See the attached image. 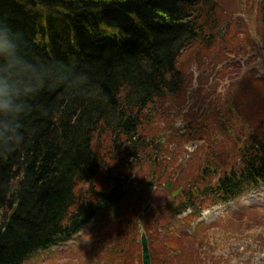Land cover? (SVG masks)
I'll return each instance as SVG.
<instances>
[{
    "label": "trees",
    "instance_id": "obj_1",
    "mask_svg": "<svg viewBox=\"0 0 264 264\" xmlns=\"http://www.w3.org/2000/svg\"><path fill=\"white\" fill-rule=\"evenodd\" d=\"M223 15L228 21L220 0H0V23L20 34L22 54L44 65L49 77L23 120L24 143L0 153V264H23L91 221L105 248L101 264H141L137 218L146 205L143 227H158L146 233L151 264L195 263L194 246L209 226L196 225L181 243L175 235L197 217L179 225L177 216L189 208L198 215L204 197L224 204L264 184V121L256 108L264 113V87L228 96L191 128L168 136L158 165L162 128H169L162 120L170 116L165 109L151 114L157 101L181 91L182 53L199 39L216 49ZM259 22L264 26L263 16ZM255 36L264 48V34ZM221 136L230 139L224 157L181 163L189 137L216 149L225 147ZM142 163L150 165L144 177L158 190L156 199L137 186ZM133 174L132 190L124 191ZM165 178L174 188L183 181L197 185L182 186L188 194L167 197L159 211L161 196L168 195L160 183ZM160 218L159 225L151 223Z\"/></svg>",
    "mask_w": 264,
    "mask_h": 264
},
{
    "label": "rangeland",
    "instance_id": "obj_2",
    "mask_svg": "<svg viewBox=\"0 0 264 264\" xmlns=\"http://www.w3.org/2000/svg\"><path fill=\"white\" fill-rule=\"evenodd\" d=\"M220 2L222 11L228 12V21L224 15L219 20L221 30L216 49H212L211 43L213 42L202 39L194 41L192 50L182 53L183 60L179 61L180 67L184 71L181 91L175 97L157 101V104L152 107L154 109L159 105L158 112L155 110V113L151 114L152 119L156 118L157 114L160 115L163 109L170 116L169 120H162L169 124V128L165 132L161 127L163 131L159 143L163 151L160 155L154 156L157 165L159 156L162 157L166 149L165 143L168 136L173 139V133L184 131L185 125L191 128L196 118L202 115L208 107L212 108L213 105L228 96L234 97L237 94L241 97L246 96L249 90L250 93H253L254 90L255 94H258L264 87V48L255 36L259 33L264 34V26L259 22L262 16L264 18V0H220ZM203 11L208 12V8ZM228 25L232 26L230 31L227 29ZM225 34H227V38L224 44L218 45ZM227 89H232L231 95L226 94ZM256 108L260 113L261 120L264 121L263 110L260 106H256ZM257 109L255 110L257 111ZM212 111L206 113V118H210ZM185 119H188L187 123H184ZM247 123L248 121L245 124ZM219 127L220 124L214 127L215 133ZM221 141L225 143V147L213 149L206 140L194 141L192 137H189L187 143L182 147L184 150L179 151V156L183 155L184 158L181 163L188 158L192 159L193 156L195 161L191 163L195 165L200 160L209 157L212 159L224 157L225 150L229 148L230 139L221 136ZM173 149L176 148L173 147ZM224 161L225 159H223ZM179 162L180 160H178ZM147 167H150L148 163H142L137 186H139V190L147 194L150 192L149 196L156 199L158 194L155 192L158 190L155 191V186L148 187V182L153 181L144 177ZM169 169L174 172L171 165H169ZM221 172L222 170L218 169V174ZM133 176L135 177V174L128 178L129 182L132 181ZM159 180L161 178L158 179V183ZM167 180L168 178H165L160 183L165 185ZM180 185L194 186L197 185V182H190L187 185L183 181ZM125 186V191L130 192L134 185L129 187V184H126ZM170 195L171 192L168 191V195L161 196V201L157 206L159 211L166 198L171 197ZM212 200L210 197H204L206 207H202L203 210L198 220L202 226H209V228H202V235L207 234V237L194 246L198 264H264V185L250 188L242 197L225 205L213 206ZM191 213L192 210H189L181 215L182 217H177L179 225H184V216ZM161 222L162 218L151 223L159 225ZM93 224L94 222L91 221L79 233L80 235L73 237L71 241L37 252L23 264H84L85 260L101 264V251L105 248L102 245L103 241L97 240L93 236ZM176 224L178 225V223ZM197 224H199L197 220H193L190 227L180 229L174 238L185 243L184 234L193 233ZM157 228L153 224L148 232ZM146 230L147 228L142 224L141 231L148 238ZM137 238L139 241L140 236L138 235ZM157 241H161V239ZM190 253L192 252L190 251Z\"/></svg>",
    "mask_w": 264,
    "mask_h": 264
},
{
    "label": "clouds",
    "instance_id": "obj_3",
    "mask_svg": "<svg viewBox=\"0 0 264 264\" xmlns=\"http://www.w3.org/2000/svg\"><path fill=\"white\" fill-rule=\"evenodd\" d=\"M43 69L22 54L20 34L0 23V153H11L24 143L23 120L49 78Z\"/></svg>",
    "mask_w": 264,
    "mask_h": 264
},
{
    "label": "water",
    "instance_id": "obj_4",
    "mask_svg": "<svg viewBox=\"0 0 264 264\" xmlns=\"http://www.w3.org/2000/svg\"><path fill=\"white\" fill-rule=\"evenodd\" d=\"M149 185H152V182L148 183ZM171 182L168 181L167 185H166V189L170 190L171 189ZM125 190V187H124ZM180 191L177 190L176 192L172 193V196H175L178 192ZM148 207L145 208V210L138 216V228L140 230V245H141V260H142V264H151L150 262V255H149V249H148V244H147V239L146 236L144 234V232L141 231V225H140V221L143 217V214L147 211ZM0 217H1V211H0Z\"/></svg>",
    "mask_w": 264,
    "mask_h": 264
}]
</instances>
